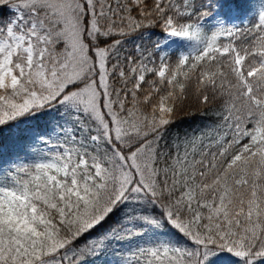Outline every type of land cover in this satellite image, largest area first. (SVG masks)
Masks as SVG:
<instances>
[{"label":"snow or ice","instance_id":"1","mask_svg":"<svg viewBox=\"0 0 264 264\" xmlns=\"http://www.w3.org/2000/svg\"><path fill=\"white\" fill-rule=\"evenodd\" d=\"M12 130L0 264H264V0H0Z\"/></svg>","mask_w":264,"mask_h":264},{"label":"trees","instance_id":"2","mask_svg":"<svg viewBox=\"0 0 264 264\" xmlns=\"http://www.w3.org/2000/svg\"><path fill=\"white\" fill-rule=\"evenodd\" d=\"M135 42L139 43V41ZM129 47H131V44L129 45ZM212 122L213 117L211 116H202L199 113H196L195 115H184L177 119L176 125L172 128V133H179L180 135H183L185 133H190L195 129L203 128L206 125L211 124ZM16 135H18V132L16 130L4 131L3 133H0V146L4 147L5 152H7L8 146H10L12 139ZM229 260V257L221 256L216 259V264H229ZM97 264H100V262L98 261Z\"/></svg>","mask_w":264,"mask_h":264}]
</instances>
